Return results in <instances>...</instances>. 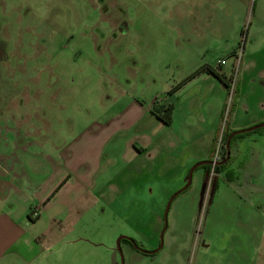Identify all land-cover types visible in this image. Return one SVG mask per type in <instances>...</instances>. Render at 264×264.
Here are the masks:
<instances>
[{
    "label": "rangeland",
    "instance_id": "1",
    "mask_svg": "<svg viewBox=\"0 0 264 264\" xmlns=\"http://www.w3.org/2000/svg\"><path fill=\"white\" fill-rule=\"evenodd\" d=\"M208 68L235 81V97ZM132 101L152 114L170 103L172 124L149 113L115 138L89 191L71 178L54 193L67 175L52 160L44 184L16 201L27 215L40 209L26 264H120V236L157 248L168 200L226 121L241 130L264 119V0H0V143L22 146L10 153L53 159ZM132 141L149 148L136 156ZM233 153V181L204 185L196 170L170 205L161 249L121 245L123 264H264V130Z\"/></svg>",
    "mask_w": 264,
    "mask_h": 264
},
{
    "label": "crops",
    "instance_id": "2",
    "mask_svg": "<svg viewBox=\"0 0 264 264\" xmlns=\"http://www.w3.org/2000/svg\"><path fill=\"white\" fill-rule=\"evenodd\" d=\"M150 110L132 101L121 111L112 114L105 122L91 121L71 142L56 153L53 159L46 157L45 161L40 160L37 163L32 162V159L22 160L14 153H10L15 148L22 149V146L15 144L13 148L6 146L5 140L0 143V264H26L35 256L34 249L37 243L30 230L41 220L40 209L36 207L31 210L32 217L27 215V210H18L16 201L24 190L38 187L36 178L44 177L48 173L52 160L57 163L61 172L65 173L63 176L67 175L62 186L54 193L63 188L71 178L76 182L78 189L89 191L99 174L103 152L115 138L141 126L149 113L153 123L164 125ZM0 119L6 124L3 117ZM134 144L135 142L132 141L130 146L136 156L143 154L149 148L143 143L142 146H134ZM2 145L5 146L2 148ZM39 181H41L39 186L44 184V178ZM50 201L51 198L46 199L42 207H46ZM44 212L48 213V208H43Z\"/></svg>",
    "mask_w": 264,
    "mask_h": 264
},
{
    "label": "flooded vegetation",
    "instance_id": "3",
    "mask_svg": "<svg viewBox=\"0 0 264 264\" xmlns=\"http://www.w3.org/2000/svg\"><path fill=\"white\" fill-rule=\"evenodd\" d=\"M120 32H122V29H121V31ZM233 78V77H232ZM228 82V81H227ZM233 86V89H234V87H236V83H235V81H232L231 82V79H230V82H228V87L229 88H227V89H231V87ZM233 94H234V92H232V96H233ZM231 99H232V97H231ZM234 99V98H233ZM233 105V104H232ZM232 105H231V108H232ZM230 108V109H231ZM232 112V110H230V113ZM228 121L229 120H227L226 121V123H225V126H224V130L223 131H230V133H229V135L226 137V140H225V144H224V148H225V156L222 158V157H220V142H219V144H218V146H216V147H214V148H212V151L210 152V154H209V156H208V158L206 159V160H203V161H211V162H213V164H211V165H202V166H200V167H197L194 171H193V174H194V172L196 171V170H201L202 171V175H203V184L204 185H206L207 184V182H209V181H211L212 180V176L213 177H215V175H220V174H222L223 176H224V178L226 179V176H225V172H223V173H216L215 171H214V167H220V166H226L227 167V171L228 170H230L229 169V167H230V164H231V162L236 158V155L233 153V151L236 149V145H237V143L238 142H241V141H243L245 138H247L249 135H252V133H254V134H261V132L264 130V127H261V128H258V129H255V130H253V131H250V132H243V133H240V134H236V135H234V136H232L231 137V139L229 140V157L227 158L226 156H227V148H226V144H227V140H228V138L231 136V134L233 133V132H235V131H239V129H229V127L227 128V124H228ZM262 122H264V119H263V121H260L259 123H257L256 125H258V124H261ZM255 125V126H256ZM252 127V126H251ZM250 128V127H249ZM245 129H247V128H245ZM262 129V130H261ZM241 130H244V129H241ZM258 130H261V131H258ZM239 135H243L242 137H239V138H237V139H234V137H236V136H239ZM227 158V159H226ZM201 162V161H200ZM203 166H210L211 167V170L208 172V171H205L202 167ZM232 170V169H231ZM233 172L235 171V170H232ZM188 174H189V172H188ZM188 174H187V181H188ZM193 174H192V176H193ZM227 180V179H226ZM228 181V180H227ZM191 182H192V178H191ZM187 183V182H186ZM186 185V184H185ZM190 186V185H189ZM217 187V185L216 184H214L213 185V189H215ZM163 226H164V218H163ZM162 229H163V227H162ZM162 231V230H161ZM161 233V232H160ZM127 238H129V237H127ZM121 245H124V246H126V247H128V249H131V250H134V251H137V252H139L140 254H142V255H153V254H156L160 249H161V247H162V245H163V240H162V245H161V240H160V235H159V242H158V246H157V248L155 249L154 248V250L152 249V250H150V251H146V250H143V249H140V248H138L137 247V245H136V242L132 239V238H129V239H122L121 241H120V249H121ZM161 246V247H160ZM159 247H160V249H159ZM157 249H159L158 251H156ZM116 250H117V247H116ZM155 252V253H146V252ZM117 253H118V256H119V259H120V264H122L121 263V256H120V254H119V252H118V250H117ZM121 254H122V258H123V253H122V249H121Z\"/></svg>",
    "mask_w": 264,
    "mask_h": 264
},
{
    "label": "trees",
    "instance_id": "4",
    "mask_svg": "<svg viewBox=\"0 0 264 264\" xmlns=\"http://www.w3.org/2000/svg\"><path fill=\"white\" fill-rule=\"evenodd\" d=\"M205 72L214 75L216 78H218L221 81V83H223L227 88H229L228 82H227L225 77L220 76L218 73H216L214 70H212L210 68L206 69ZM192 77H194V76L192 75L190 78H192ZM236 91H237V86L234 87V89H233V92H234L233 97H235ZM172 113H173V108L169 104L167 106L158 107L157 111L153 112V114L157 117V119H159L161 122H163V124L166 126H170V124L172 122ZM261 130H258V131H261ZM229 133H230V131H223L221 139H220V146H219L220 147V157H222V158L225 156L224 144H225L226 137L229 135ZM242 136L243 135L236 136V137H234V139H237V138L242 137ZM218 144H219V142L217 143V146H218ZM214 147H216L215 142L213 144V148ZM202 168L208 172L211 170L210 166H203ZM214 171L216 173H219V174L225 172L226 179L229 182L233 181V179H234L233 176L235 175V172H233L232 170L227 171L226 166L214 167ZM61 186H62V184L59 187H61Z\"/></svg>",
    "mask_w": 264,
    "mask_h": 264
},
{
    "label": "water",
    "instance_id": "5",
    "mask_svg": "<svg viewBox=\"0 0 264 264\" xmlns=\"http://www.w3.org/2000/svg\"><path fill=\"white\" fill-rule=\"evenodd\" d=\"M261 127H264V122H262L261 124H258V125H256V126H252V127H250V128L244 129V130H239V131H235V132H233V133L231 134V136H230V137L228 138V140H227V144H226V148H227V156H226V157H227V158L229 157V140L231 139L232 136H234V135H236V134L243 133V132H250V131H253V130H255V129L261 128ZM227 158H226V159H227ZM211 164H213V162H211V161H201V162L196 163L194 166H192V168L190 169L189 174H188V181H187L186 185H185L183 188H181L180 190H178L176 193H174V194L170 197V199L168 200V202H167V204H166V207H165V210H164V214H163V218H164V226H163V229H162V231H161V233H160L161 245H162V240H163L164 232H165V230H166V228H167V214H168V211H169V208H170V205H171L172 201L174 200V198H175L177 195H179L180 193H182L183 191H185V190L189 187V185L191 184V178H192L193 171H194L197 167H200V166H202V165H211ZM122 239H129V238H127V237H125V236H120V237L117 239V241H116V247H117V250H118V252H119V254H120V256H121V263L123 264V258H122L121 249H120V241H121ZM160 247H161V246H160ZM160 247H159V249H160ZM159 249H157L156 251H158ZM156 251H155V252H156ZM145 252H146V251H145ZM155 252H146V253H155Z\"/></svg>",
    "mask_w": 264,
    "mask_h": 264
},
{
    "label": "built area",
    "instance_id": "6",
    "mask_svg": "<svg viewBox=\"0 0 264 264\" xmlns=\"http://www.w3.org/2000/svg\"><path fill=\"white\" fill-rule=\"evenodd\" d=\"M221 64H223V63H220L219 65H221ZM232 92H233V86L231 87V89L229 91V93H230V100H231V97H232Z\"/></svg>",
    "mask_w": 264,
    "mask_h": 264
}]
</instances>
